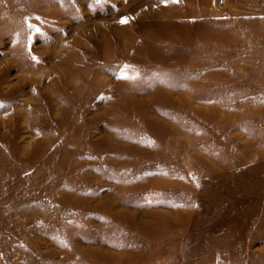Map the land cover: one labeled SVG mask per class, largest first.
<instances>
[{
    "label": "rangeland",
    "instance_id": "rangeland-1",
    "mask_svg": "<svg viewBox=\"0 0 264 264\" xmlns=\"http://www.w3.org/2000/svg\"><path fill=\"white\" fill-rule=\"evenodd\" d=\"M0 264H264V0H0Z\"/></svg>",
    "mask_w": 264,
    "mask_h": 264
},
{
    "label": "snow or ice",
    "instance_id": "snow-or-ice-1",
    "mask_svg": "<svg viewBox=\"0 0 264 264\" xmlns=\"http://www.w3.org/2000/svg\"><path fill=\"white\" fill-rule=\"evenodd\" d=\"M95 2H96L97 4H101V3L104 2V0H95ZM173 2H179V0H173ZM121 22H122V23H126V22H127V18L122 19ZM37 31H39V29H37ZM33 59H35V57H33ZM126 78H133V77H126Z\"/></svg>",
    "mask_w": 264,
    "mask_h": 264
}]
</instances>
